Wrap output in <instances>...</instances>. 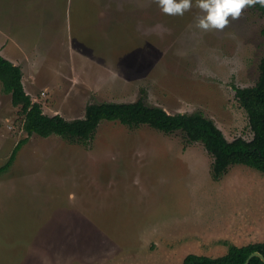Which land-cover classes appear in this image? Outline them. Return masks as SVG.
Returning a JSON list of instances; mask_svg holds the SVG:
<instances>
[{"label":"rangeland","instance_id":"rangeland-1","mask_svg":"<svg viewBox=\"0 0 264 264\" xmlns=\"http://www.w3.org/2000/svg\"><path fill=\"white\" fill-rule=\"evenodd\" d=\"M202 15L197 0L182 16L154 0H0V54L48 115L143 100L251 139L236 88L259 79L264 16L247 6L203 31ZM19 111L0 81V168L28 137L0 172V264H182L264 241L260 171L215 178L202 142L149 125L103 121L86 142L28 136Z\"/></svg>","mask_w":264,"mask_h":264},{"label":"trees","instance_id":"trees-1","mask_svg":"<svg viewBox=\"0 0 264 264\" xmlns=\"http://www.w3.org/2000/svg\"><path fill=\"white\" fill-rule=\"evenodd\" d=\"M255 7L264 16V7L259 4ZM261 33L264 36V27ZM259 70V79L254 86L236 88V96L247 113L253 136L251 139L237 137L230 141L215 122L201 112L169 114L162 107L147 105L143 100L90 104L86 107L84 117L74 120L60 114L48 115L44 113L42 105L33 101L26 92L22 68L0 54V81L4 92L11 95L13 105L20 108L23 129L28 136L57 135L86 142L93 137L103 121H117L131 127L149 125L166 133L182 131L190 140L202 142L213 156L212 170L215 178L222 176L235 164L252 167L264 174V56ZM27 139H22L16 145L0 172H5L13 164ZM225 243L227 250L219 256L189 254L182 264H245L253 252L258 251L264 255V241L241 246ZM249 264H264V261L255 256Z\"/></svg>","mask_w":264,"mask_h":264},{"label":"clouds","instance_id":"clouds-1","mask_svg":"<svg viewBox=\"0 0 264 264\" xmlns=\"http://www.w3.org/2000/svg\"><path fill=\"white\" fill-rule=\"evenodd\" d=\"M167 15H183L192 7V0H154ZM259 4L264 7V0H197V7L204 13L197 20L196 27L203 31L224 30L229 18H240L247 6Z\"/></svg>","mask_w":264,"mask_h":264},{"label":"water","instance_id":"water-1","mask_svg":"<svg viewBox=\"0 0 264 264\" xmlns=\"http://www.w3.org/2000/svg\"><path fill=\"white\" fill-rule=\"evenodd\" d=\"M260 257L263 261H264V255L261 254L260 252L256 251V252H253L249 255L248 259L246 260L245 264H249L250 263V260L253 258V257Z\"/></svg>","mask_w":264,"mask_h":264}]
</instances>
